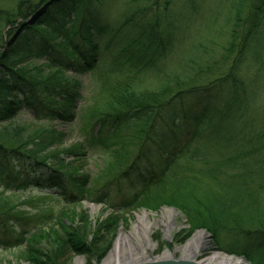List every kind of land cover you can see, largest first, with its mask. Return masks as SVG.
I'll use <instances>...</instances> for the list:
<instances>
[{"label":"trees","instance_id":"16d2710c","mask_svg":"<svg viewBox=\"0 0 264 264\" xmlns=\"http://www.w3.org/2000/svg\"><path fill=\"white\" fill-rule=\"evenodd\" d=\"M176 1L147 0L144 27L135 30V47L121 53L123 61L140 60L143 49L153 61L166 53L176 23ZM196 1L185 0L186 10ZM239 1L245 3L246 12L233 21L224 54L259 63L264 0ZM99 2L11 0L8 4L0 0V190L16 194L37 189L56 205L35 216H22L24 211L15 207L5 211L0 204V248L18 250L16 264H71L76 256L86 264H99L118 225L126 222L125 214L167 206L186 221L184 237L175 238L176 244L205 230L214 251L242 257L249 264H264V113L260 122L253 121L252 94L237 73L212 79L208 73L216 70L213 63L198 71V79L164 85L156 92L133 89L128 76L124 84L107 91L108 110L86 127L83 139L89 138L63 153L84 157L91 149L109 152L119 163L118 171L123 170L113 184L91 189L92 176L82 174L80 168L72 170L58 151L47 155L65 144L68 134L59 126L72 124L81 97L80 83L63 82L61 76L96 73L97 45L86 38L80 42L74 34L83 20L97 15ZM29 17L34 22L27 25ZM83 28L86 33L93 31L92 26ZM137 49L141 53L135 54ZM34 62L53 72V77L23 76L17 69L21 63ZM128 66L124 67H136ZM140 66V75L151 71L161 81L158 69ZM22 114H29L28 119H18ZM180 115L183 121L160 131L162 124L173 123ZM216 121L219 125L202 136L206 125ZM222 126L225 129L220 130ZM206 149L223 154L211 160ZM166 186L173 193L165 194ZM115 188L121 199L114 204L111 191ZM137 188L131 195L121 192ZM46 189L55 192H43ZM82 202L102 203L119 212H110L95 225L84 213L76 214L77 223L65 222L64 208Z\"/></svg>","mask_w":264,"mask_h":264},{"label":"rangeland","instance_id":"374dc122","mask_svg":"<svg viewBox=\"0 0 264 264\" xmlns=\"http://www.w3.org/2000/svg\"><path fill=\"white\" fill-rule=\"evenodd\" d=\"M10 1L5 0L8 4ZM148 6L150 5L147 0H100L96 9L97 15H92L90 18L83 20L85 23L79 25V29L74 34V38L79 41L86 38L97 45L99 62L96 73L87 76H72L67 73L61 76L62 79H65L63 82L77 81L80 83L81 97L77 102V115L72 124L59 126V129L66 131L68 134L65 144L63 147H59L47 155L49 156L56 151L62 153L63 157L61 158H63L66 165H71L72 170L80 168L82 174L92 176L93 180L90 188L94 190L103 188L106 183L111 182L113 184V180L123 171H118L120 169L118 161L109 152H100L97 149H91V152L86 153L84 157H73L75 156L74 154L65 155L63 152L79 147L81 140L89 138L87 136L83 139L86 127L99 118L100 114L108 110L105 108L108 102L106 92L119 83L124 84L127 76L132 77V83L129 85H134L133 89L135 88L139 92H156L160 88H163L164 85L172 84L174 86L173 83L176 82L190 83L201 76V74H197L198 71L205 70L208 65L214 63L216 64V70H211L208 73L212 75V79H219L225 73L235 72L241 82L249 89L250 94H252L250 96L252 101L249 114L253 118V121L259 120L258 122H260L264 113V37L262 36L260 41L259 63H257V59L250 60L249 58L241 62L236 58L233 59L232 54L227 55L226 52L224 54V50L230 40L231 25H233L237 14L241 19L243 18L246 7L245 3L238 2V0H198L191 10H186L185 0H177L173 6L176 23L173 29L170 30L171 38L169 37L168 39L166 53L158 60L153 61L150 60V55L147 54V51L143 49L142 54L139 55L141 56L140 60L128 61L126 59L123 61L124 56H121V53L124 50H133L132 46L135 47L133 44V39L137 35L135 30H140L144 27V11ZM240 9L242 10L241 12L239 11ZM136 15L142 22L135 18ZM31 17L26 21L27 25L34 22V19ZM85 25L92 26L93 31L86 33L83 30ZM137 50L139 52L134 51L135 54L141 53L139 49ZM131 62L135 63L132 64ZM126 65H136V67L127 70L124 67ZM140 65L158 69V77L161 78V81L158 82L154 79L151 71L148 74L146 71V73L142 72L145 74L140 75ZM42 66L38 62L30 64L21 63L17 66V69L23 76L31 77L32 75L34 78L35 76H40L43 79L50 80L54 73H48L47 69L42 68ZM40 71H44V74H41ZM42 75L44 76L42 77ZM182 116H177L173 123L165 122L162 124L160 131L164 132L173 129L175 125L184 120ZM28 117L29 114H22L19 115L18 119L25 121ZM217 125H219L217 121L216 123L206 125L207 127L202 136H208ZM223 129H225L224 126L220 130ZM204 152L211 160L219 159L223 154L221 151H216V149H206ZM138 190L139 188L133 189V192L129 191L127 193L125 190L121 192L123 195H131ZM172 190L171 186H166L163 192L168 195L173 193ZM38 192L39 190L33 189L24 193L12 194L0 190V204H3L1 205L2 208L6 207L7 210L5 211H8L10 207L24 211L22 216H35L37 212L49 209L50 205L56 206L54 203L50 204V197H45V195ZM43 192L53 194L55 190L46 189ZM111 192H114L113 203H119L121 195L117 194V189L115 188ZM152 193L155 194L157 192ZM104 208L107 209L106 212H104ZM58 210L59 208L55 212H58ZM63 211L66 214L65 222L72 223L74 221L77 223L76 214L84 213L89 217L93 225L101 219L104 220L110 212H119L118 209L107 208L102 203L92 204L88 202H82L71 208H64ZM141 215H147L149 221L153 224L158 222L163 223L162 226L164 227L168 226L169 217L172 216L175 228L172 232L168 233L169 235H167L165 229L161 226L153 228L150 234V246L148 247L145 244L146 242L140 245V247L136 246V242L141 243L137 236L134 239H126L124 245H120L118 250L125 256L131 254L138 257L140 261H145L147 259H161L166 255L168 259L183 258L202 262L210 258L213 252H218L214 251L216 247L213 244L212 238H210V234L205 230H197L186 236L184 243L176 244L175 238L178 236L183 238L184 235L182 234L186 232L185 218L173 207L163 206L156 211L155 209L147 211L142 208L125 214L124 216L127 220L118 225L115 237L104 259L112 251L121 233L129 234L131 231L135 232L137 216ZM31 226L32 224H29V227ZM196 234H203L205 236L203 243L193 250L192 254L185 255L181 249ZM17 251L16 249L5 250L0 248V262L2 264H16L15 256ZM103 260L99 264H102ZM126 262H128L127 259L121 262V264ZM71 264H86V261L83 257L76 256L72 259Z\"/></svg>","mask_w":264,"mask_h":264},{"label":"bare ground","instance_id":"6f19581e","mask_svg":"<svg viewBox=\"0 0 264 264\" xmlns=\"http://www.w3.org/2000/svg\"><path fill=\"white\" fill-rule=\"evenodd\" d=\"M168 226L164 227L162 226L163 223H151L148 219L147 215H141L137 216V225L135 227V232L131 231L129 234H120L117 238L114 247L112 251L108 254V256L103 260L102 264H121L125 259L128 260L126 263L122 264H135L140 262V259L138 257H135L131 254L123 255L121 252H119V246L124 245L126 242V239H134L136 236L140 239L141 243L136 242V246L142 245L144 242H146V246H150V234L153 228H158L159 226L163 227L167 233L172 232L174 230V220L173 217H169ZM205 239V236L203 234H196L187 244L185 247L181 249V251L186 255L189 253H193V250L198 248L200 244L203 243ZM166 255L162 257L161 259H166ZM207 263L210 264H242L238 260L230 259L227 257H223L221 255H212L210 258L206 260Z\"/></svg>","mask_w":264,"mask_h":264},{"label":"water","instance_id":"95a60500","mask_svg":"<svg viewBox=\"0 0 264 264\" xmlns=\"http://www.w3.org/2000/svg\"><path fill=\"white\" fill-rule=\"evenodd\" d=\"M210 238H209V240H210ZM210 242H211V240H210ZM212 254L213 255H221L223 257H227V258H230V259L238 260L242 264H249V263L245 262L242 257H236L234 255H228L227 256V254H224V253H221V252L220 253L219 252H213ZM135 264H210V263H207L206 261L195 262L192 259H183V258L168 259V258H166V259H159V260H152V261L151 260H145V261H140V262L135 263Z\"/></svg>","mask_w":264,"mask_h":264}]
</instances>
